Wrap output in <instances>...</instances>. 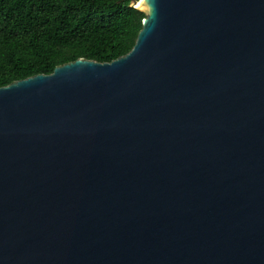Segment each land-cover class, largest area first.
I'll list each match as a JSON object with an SVG mask.
<instances>
[{
	"label": "water",
	"instance_id": "1",
	"mask_svg": "<svg viewBox=\"0 0 264 264\" xmlns=\"http://www.w3.org/2000/svg\"><path fill=\"white\" fill-rule=\"evenodd\" d=\"M133 49L0 87V264H264V0H130Z\"/></svg>",
	"mask_w": 264,
	"mask_h": 264
},
{
	"label": "trees",
	"instance_id": "2",
	"mask_svg": "<svg viewBox=\"0 0 264 264\" xmlns=\"http://www.w3.org/2000/svg\"><path fill=\"white\" fill-rule=\"evenodd\" d=\"M144 18L130 0H0V87L79 58L116 60Z\"/></svg>",
	"mask_w": 264,
	"mask_h": 264
}]
</instances>
